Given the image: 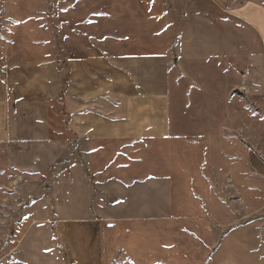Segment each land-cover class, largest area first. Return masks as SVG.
I'll return each instance as SVG.
<instances>
[{"label":"rangeland","instance_id":"374dc122","mask_svg":"<svg viewBox=\"0 0 264 264\" xmlns=\"http://www.w3.org/2000/svg\"><path fill=\"white\" fill-rule=\"evenodd\" d=\"M79 1L83 7L91 3L99 15L107 11L109 28L112 20L114 42L98 46L97 53L114 57L160 53L166 57L170 88L174 135L159 146L145 145L144 151L148 156L150 152L161 154L149 160L155 165L160 161L162 185L172 188L174 204L167 212L171 217L138 228L98 222L103 247L111 254L107 264H149L147 252L155 254L151 259L161 260L160 264H264V176L250 165L251 156L264 163V96L249 92V27L224 15L218 0H64L70 9ZM217 17L226 23H219ZM71 18L67 16V21ZM101 18L98 21L104 26L105 18ZM98 26L101 38L104 31ZM60 149L51 147V153L63 156L62 165L53 157L47 175L18 178L17 198L11 203L15 209L7 205L1 212L11 211L16 218L28 208L34 209L35 217L49 220L77 219L83 209L93 216L116 214L107 206L111 204L121 212L120 204L128 200L115 201L113 194L121 197L123 191L114 192L108 185L83 190L84 184L90 185L88 164L80 165L73 147ZM129 154L136 153L131 150ZM100 162H96L98 167L103 165ZM149 179L128 187L132 204L157 205L169 199L167 193L154 190V179ZM24 185L29 187L22 190ZM83 195L98 204L80 209ZM25 196L33 198L27 206L21 203ZM110 199L114 201L108 203ZM17 222H0L2 264H14L15 259L8 258L13 247L45 243L36 239L43 228L36 224L23 244L21 235L28 224ZM136 232L143 234L141 239L135 237ZM50 234L58 243L59 224H50ZM156 236L155 248L135 251L127 262L129 240L131 245L140 240L151 243Z\"/></svg>","mask_w":264,"mask_h":264},{"label":"crops","instance_id":"0c3cea01","mask_svg":"<svg viewBox=\"0 0 264 264\" xmlns=\"http://www.w3.org/2000/svg\"><path fill=\"white\" fill-rule=\"evenodd\" d=\"M81 3L74 2L70 9L64 0H0V222L17 219L19 225L28 224L21 235L23 244L36 224H42L41 237L36 239L45 241L41 246L32 245L33 241L25 248H11L8 258L15 259L14 264H107L111 254L103 247L98 222L138 228L171 217L167 212L174 204L172 188L162 185L160 161L155 165L149 160L161 154L150 152L148 156L144 151L145 145L159 146L174 135L166 57L160 53L115 57L97 53L98 46L114 42L112 20L109 28V19L104 16L107 11L99 15L91 3H85L89 7ZM218 6L224 15L249 27V92L264 96V0H218ZM99 16L105 18L104 26ZM217 19L226 23L225 18ZM98 25L104 31L101 38ZM64 146L73 147L80 165L83 161L88 164L90 185L83 183V190L108 185L114 192L123 191L121 197L113 192L115 201L128 200L126 205L120 204L121 212L113 204L107 206L116 214L93 216L83 209L77 219L35 217L34 209L28 208L16 218L11 211L1 212L7 205L15 209L11 203L17 198L18 178L47 175L53 157L62 165L63 156L59 152L55 156L51 147L61 151ZM130 147L136 153L133 156L127 151ZM113 149L116 154H112ZM100 160L103 165L98 167ZM250 165L264 176L263 162L251 156ZM60 169L63 173L66 168ZM149 178L154 179L153 189L167 193L169 199L157 205L132 204L128 187ZM84 196L80 209L98 204ZM32 199L25 196L21 203L26 205ZM51 223L59 224L58 243L51 238ZM44 232L49 235L48 246ZM134 235L141 239L143 234ZM130 242L125 254L128 263L133 252L158 244L157 236L151 243ZM151 256L155 254L147 252L149 264L161 263L160 259L152 261Z\"/></svg>","mask_w":264,"mask_h":264},{"label":"water","instance_id":"95a60500","mask_svg":"<svg viewBox=\"0 0 264 264\" xmlns=\"http://www.w3.org/2000/svg\"><path fill=\"white\" fill-rule=\"evenodd\" d=\"M177 60H175V62H176Z\"/></svg>","mask_w":264,"mask_h":264}]
</instances>
